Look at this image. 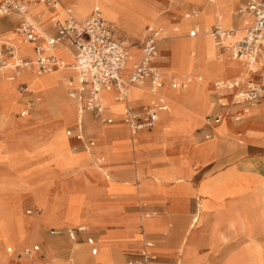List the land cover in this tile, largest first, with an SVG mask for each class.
<instances>
[{"label":"crops","instance_id":"crops-1","mask_svg":"<svg viewBox=\"0 0 264 264\" xmlns=\"http://www.w3.org/2000/svg\"><path fill=\"white\" fill-rule=\"evenodd\" d=\"M141 1L138 4L140 8L139 15L145 19L153 16L155 9L158 10L160 6L163 8V16L167 21H170V16L178 15L185 8L189 10L195 9L197 12H199V9L201 10V6L186 5L182 0L171 2L169 0ZM205 1L207 3L212 2V0ZM245 1H236L234 3V5L237 4L234 13L232 11L233 14L223 16L230 18L232 15V19L233 21L236 20V23L240 16L248 18L246 14L238 15L236 13L238 6ZM33 11H36L34 12L35 17L46 28L45 33H53L54 29L47 21V17L53 10L40 6L33 9ZM46 13H49V15ZM84 13L76 16L79 19H84ZM11 19H14V21ZM0 20L3 21L0 22L1 28H5L10 24H16L19 21V16L10 14L0 17ZM44 21H47V23ZM189 22L188 30L193 23L198 25V21L194 18L193 20L190 18ZM233 25L235 26L236 24L233 23ZM145 27H143V34H141L140 40L144 35ZM114 30L117 34L118 31ZM11 34L12 31L10 30L1 29L0 31V36L4 40L9 38ZM137 50L139 51V49L135 48L132 52ZM165 51L167 54L163 57L164 60H155V65L158 69L172 66L170 61L173 49L171 52ZM25 54L29 55V51L26 50ZM193 54L191 53V55ZM136 55L137 57L132 54V59L136 57L134 61L138 59V53ZM261 55H264V53ZM259 57L249 67H246L241 60H236L240 63L241 70H243L242 75H239L240 70L215 72V75L224 77L216 81H229L238 77V79L248 78L256 84L264 83V63L255 68V63ZM128 70L125 69L126 72ZM159 73L160 80L156 88V94L164 98L167 109L158 113L156 125L154 124L149 129H141L136 132L142 130L151 131L154 126L155 129L158 128L159 130L162 124L160 117L168 111V102L160 92L163 81L161 79L162 73L160 71ZM25 74L34 77L31 73L24 72L21 74L20 80L27 84L28 89L39 92L40 89L38 87L29 88L27 81L22 78ZM61 75L63 76V74ZM71 75L72 72L67 74L70 85L64 83L65 87L71 86L68 90L77 88V80ZM4 77H6V73H4ZM55 78H57L56 75L53 76V79ZM173 79H169L168 86L171 89H179L177 88L178 86H172V83H175ZM214 82L211 84L212 94L207 89L209 83L207 82L202 87L203 93L199 95V98L191 106L185 104V107H188L186 112L193 116L189 132L166 135L165 147L167 145L170 146V150L166 154L167 159L156 162L149 160L148 156L149 152L154 149L150 147L152 141L155 140L157 142L159 140L157 136L152 141L144 138L139 139L136 144L133 142L136 132H126V127L121 122L124 106L126 107L125 109L137 110L147 104L149 99L153 97L146 87L144 98L142 100H133L135 103L132 105L127 104L128 98L126 102L117 103L112 99L114 102L113 106L110 104V106L105 105L107 112L102 105L104 115L111 119V123L100 124L107 125L106 127L118 124L122 127L118 125L111 127L110 131L113 133L106 136L93 135L94 138H88L86 141L88 148L94 147L95 143H97L98 150L93 152L92 156H84L83 154L85 150L82 137L83 124L82 126L79 124L74 126V130L81 135V139H76V134L70 136V130H66L69 131V134L67 135L65 131V135L69 138H66L65 143L64 139L58 134V130L74 123L73 120L65 122L62 119L50 116L46 111L42 113L37 111L38 118L35 117V114L33 117L23 120L26 111L32 110L28 107H26V111H22L24 115L21 116L20 112L8 119L7 115L4 116L2 114V106L0 104V147H3L0 154L15 153L14 158L23 162L20 168H27L31 164L42 160L30 154L33 146L41 137H50L57 151L69 148L71 152L78 155L74 160V165L71 166V170H75L72 175H65L64 171L57 170L50 165L46 174L50 173L49 175H52L56 173L57 179H53V181L48 179L50 181L49 185L36 184L35 186V182L38 183L40 181L39 177L33 175V172H29L18 177L24 186L23 189L0 193V205L4 206L11 200L17 205L16 209L12 211L13 215L17 217L15 219L16 222L11 219L9 226L4 230L5 236H0V264H33V262L34 264H39L44 261V258H58L63 262L60 258H68L69 256L74 258V254H79V256L85 258H102V262L103 259L105 260L102 264H127L126 258L136 256L146 242L151 244L150 251L154 256V259L149 264H175L179 257L176 243L186 229L183 227V221H185L187 216H190L188 224L191 223L198 226L193 229L187 241L194 252L191 254L190 251V254L184 258H194L197 264H227V258H248L245 254V246L248 245L247 241L250 239L261 249L259 254L264 255V226L259 217V204L252 197L253 193H258L264 197V102L261 103L264 97L253 104L247 105L246 108L253 109L257 106H260V108L256 113L244 117V113L240 112L243 106L233 103L235 90H216L213 87ZM6 83L15 87L14 83ZM0 89L2 90V87ZM16 90L21 96L27 95L25 84L22 82L17 83ZM170 92L173 93L174 98L177 97V90H170ZM111 94L113 97L114 92H111ZM181 95L184 97L186 91H183ZM104 96H106V102L109 103L110 97L105 94ZM11 97V94L7 91L0 93V99L5 101L9 102ZM13 100L15 103H21L20 98H14ZM27 100L26 104H30L31 99L27 98ZM183 101L186 102L187 99L184 98ZM118 104L123 105L121 109L119 108L120 118H114L109 113L117 111ZM79 113L81 118L82 114L81 112ZM83 113L85 121L87 123L90 122L87 120V115L90 116V113L84 110ZM237 113H239L240 118L239 120H234V116ZM221 120L224 122L222 128L219 131L215 130L214 127ZM83 128L87 131L85 125ZM165 128L164 130L166 131ZM168 128L170 130V127ZM105 130L107 129H100L98 132L99 134H104ZM248 132H251V134ZM210 139H214V141L210 148H206L204 154L206 161L203 162L201 156L196 152V146ZM89 141L93 143L91 146L88 144ZM162 145V143H159L154 146L158 150L162 148ZM96 158H100L98 164L113 175L118 183L127 182L130 185L125 188H116L115 192L111 194L106 192L105 183L107 181H103L99 176L100 173L97 174L93 169V163ZM6 162V159L0 161L1 169L6 168ZM159 167H168L165 171L166 175H172L181 181H185L187 185L173 187L170 181H163L164 179L159 177L160 181H162L157 184L153 181L151 173ZM229 174H236L234 178L237 179L240 177L244 178L245 181L249 182V188L223 194L220 198L197 196L194 192L195 184L199 179L209 177L213 182L215 180L222 182L230 177L228 176ZM102 177L104 178V176ZM105 178L108 179V177ZM237 179H232L229 184L237 186L239 182ZM212 183H206V187L209 188ZM107 184V186H110L109 182ZM39 191L45 196V200L42 202L46 209L44 216H41L44 208L38 209L34 203V195ZM26 198L29 200L28 203L23 202ZM202 198L207 201V209L204 216L206 217L205 222L201 223L197 219L196 207L198 200ZM63 205L67 207L66 212ZM94 205L97 207H108L110 212L108 215L109 219L100 220L98 224L99 219L96 218L98 214L94 213V211L91 212ZM24 207H31L35 210L33 213L30 210H26L25 214L28 216H25L22 214V208ZM74 212L77 214L78 219L89 222L88 228L71 223L68 218L66 219L67 216L75 219L71 217ZM144 212H146L144 216H149L147 213H151L154 216H158V218L151 222L144 221L142 220ZM12 213H7L6 215L13 216ZM38 215L39 218H29V216ZM171 221H174V226L173 224L171 226ZM197 222L199 223L197 224ZM79 227L82 228L81 231H77ZM169 232H171V235ZM87 239H91V245L87 244ZM97 241H100V245L97 244ZM32 242L35 243L29 245ZM156 242L158 244L155 249ZM6 243H12L14 256L9 248H5V252L9 254L3 252ZM71 244L81 247L82 250L74 251L76 247L74 248ZM32 246H37L38 249L36 251L31 250L29 255L24 256L22 251L26 248L31 249ZM79 247L76 249H79ZM92 247L95 248V254L90 253ZM98 247L99 254L94 257L97 254ZM23 257L30 258V260L27 262L18 261L19 258ZM158 260L164 263H160Z\"/></svg>","mask_w":264,"mask_h":264},{"label":"built area","instance_id":"built-area-1","mask_svg":"<svg viewBox=\"0 0 264 264\" xmlns=\"http://www.w3.org/2000/svg\"><path fill=\"white\" fill-rule=\"evenodd\" d=\"M23 1L0 0V17L10 14L19 16L14 32L24 41L32 44V62L25 57L17 58L12 63V69L33 67L36 74L54 71L59 67V61L49 50L55 45L62 44L72 51L73 66L79 85L77 89L68 90V95L81 101V109L89 112L92 119L102 124L111 123V119L104 115L98 94L100 90L114 92L113 100L121 101L125 99V89L130 86H143L153 97L137 110L125 109L121 122L131 133L149 129L156 123L158 113L167 109L164 98L156 94L160 80L159 69L155 65L161 32L159 28L145 27L144 35L137 45L138 59L126 72L123 65L127 57V46L117 36L114 28L97 13H90L80 23L70 18L58 21L54 15H50L48 23L54 31L45 33V36L41 37L38 36L33 21L23 17L26 11ZM25 3L41 4L48 10H54L56 0H25ZM236 13L246 14L249 18L240 39L231 45H224L223 41L232 34L233 30L225 29L217 22L209 28V35L218 53H225L232 60H241L246 67H249L260 54L264 53V0H246L238 6ZM196 15L195 9L185 13V17L194 19ZM197 32L198 25L193 23L186 35L195 37ZM12 58L13 48L6 43H0V70L6 67ZM172 86L177 87V84L172 83ZM213 87L216 90H235L233 103L243 106L240 109L242 113L245 112L247 105L264 97V83L256 84L248 78L216 81ZM20 115H24V112ZM239 118L240 115L237 113L234 120ZM66 134L68 135L69 131H66ZM75 138L81 139V135L76 134ZM88 144L91 146L93 143L89 141ZM81 230L82 228H77V231ZM86 242L92 244L91 239H87ZM149 248L151 244L144 243L138 254L127 258L126 263L148 264L154 259ZM37 249V246H32L31 249H24L22 254L27 256L31 250ZM90 253L95 254L94 247L90 249Z\"/></svg>","mask_w":264,"mask_h":264},{"label":"rangeland","instance_id":"rangeland-1","mask_svg":"<svg viewBox=\"0 0 264 264\" xmlns=\"http://www.w3.org/2000/svg\"><path fill=\"white\" fill-rule=\"evenodd\" d=\"M139 1L142 2L141 0H139ZM139 1H137V3H134L135 5H132V8L138 14H139V9H140L138 7V4H140ZM169 1L171 2V1H174V0H169ZM182 1L186 5L187 4H192V5H195V6H198V7L201 6L205 2V0H182ZM236 1H238V0H232V3L230 4V7H228L227 9L224 8L221 11L216 10L213 13V15H212L211 24L215 21V19H216V17L218 15L227 16V15H230L232 13V11L234 13L235 6L237 5V4L234 5V3ZM60 2H61V4L63 6H70V5H73L74 0H60ZM202 7H200V8H202ZM91 9L93 10L95 8H93V6H91L89 11H86L84 13V16H85L84 19L92 11ZM162 10H163V8L161 6L158 8V10L155 9L154 15L151 16V17H148L147 19H145V21L141 24L140 31H129V30L122 29L118 25V23L116 21L110 19L104 12H102L101 10H100L101 12L98 11V10H97V12H100L101 14H103V16L110 22V24L113 25L117 29L116 30V31H118L117 32V36L121 40H123V39L124 40H128L129 43L132 44V45H138V42L140 41V38L142 36L141 34H143L142 31H143V27L144 26H150V25H154L153 27L162 26L166 30L170 31L172 23H176L180 19V22H179V33H177L176 35H171L170 38H168L167 40L158 43V50H159L158 57H159L160 60H164L163 57L166 56L167 52L165 50L161 49L162 45L169 44V43H175V42H177L179 40L180 41H185V40H193V39H189L187 37V35H186L187 30H188V28L190 26V22H189L190 18L189 17H185V13L188 12L187 10H189L188 8L183 9L178 15L174 14V15L170 16L169 17L170 21H167L165 19V17L163 16L164 11H162ZM73 12H74V16L76 18H78L76 16V10L74 8H73ZM46 14L49 15V13H46ZM199 15H200V9H199ZM47 19H48V17H47ZM11 20L14 21V19H11ZM80 20H83V19H80ZM0 22H3V21L0 20ZM44 22L47 23V21H44ZM233 23L236 24V20H234ZM16 24L15 23L14 24H10V25H8L5 28H1V26H0V31H1V29L2 30L6 29V30L14 31V28L16 27ZM179 36H183V37L180 38ZM128 38H131V39H128ZM132 38H134V39H132ZM2 42H4V39L0 36V43H2ZM138 52H139L138 50L137 51H133L132 52L133 56L137 57L136 54ZM191 53H194V54L191 55ZM184 56H185V58L188 61L192 62V68H190V70H188L186 73H179V72H176V71L172 70L171 74H168L167 68H161L162 73H163L162 74L163 76L161 78L162 81H163V85H162V87L160 89V92L162 94H164L167 90L171 89L168 86L169 79L177 78V79L181 80V79H185V77H183V75L189 74L190 76L193 77L191 84H202V83L206 84L207 82H209L208 85H207V89H208L209 93L212 94V86H211L212 82H214L216 80H219V79H222L224 77H221V78L220 77L207 78L206 74L204 73V68H205L204 61L202 60V58L200 57V55L196 51H194L192 49H187L184 52ZM136 57H133L132 62L136 59ZM216 58L228 61V59L225 56H222V55L216 56ZM240 68H241V66H240ZM242 73H243V70L240 71L239 75H242ZM27 75L28 74H25L22 77L27 81L28 86H30L29 85V81H30L29 79L30 78L27 79L26 78ZM55 75L57 76L58 79L62 80V75L60 73L56 72ZM62 82H64V81H62ZM64 83H66V82H64ZM26 86H27V84H26ZM0 87H2V90L0 89V93H4V91H7V92H9L11 94L12 99H14V98H17V99L20 98L21 99V103H15L14 100H13L14 108H15L17 114L22 112L23 111L22 109H24L25 106L28 105V104H26V101H28L27 98L31 99L30 104L32 105V107H31L32 110L29 111L30 113L28 115H26L25 117H23V118H28V117L34 116L37 113V111H35L36 108H37V105H39L40 102H42L44 100L43 93L37 92V91L35 92V91H32L31 89H28L26 96H21V95H19L18 91L16 90V86L13 87V85L3 84L2 82H0ZM189 87H190V85L188 86V88ZM68 88H71V86L68 85V86L64 87V102L67 103L69 101H72L74 110H75V105L76 104H78V105L81 104V107H82V102H79V100H77L75 97L71 98L68 95ZM180 88L181 87H179V89H171V90H177V91L184 90V89H180ZM26 89H27V87H26ZM132 91H134V90H132ZM137 91L140 92V97H143V96H141V94L142 93L145 94V92H146L145 91V87H141ZM106 95L112 99L111 95H109V94H106ZM37 98H39L40 100L37 101ZM4 101H5L4 99H0L2 107L4 106ZM104 101H105L104 102L105 105L106 104L109 105V103L106 102L105 99H104ZM127 102H128L127 103L128 105H132V104L135 103L134 101L130 100L129 97H128ZM263 102H264V98L262 99L261 103H263ZM168 105L170 107L169 103H168ZM171 105L174 108H176L177 113H175V115L172 117L170 122L169 121L168 122H163L160 125L158 133H156L157 131L155 130V128H153L151 131L142 130V131L136 132L135 135L139 136V137L140 136L150 137L151 135H157V134H163V135H167L168 136V135H172L174 133H176V134L177 133L178 134L179 133H188L190 125H191L190 122H191L193 116L189 115L186 112V108L187 107H185L183 104H173L172 103ZM118 106H119L118 109H116L117 111H111L110 110L111 113L113 114L112 115L111 113H109L110 116H113L114 118H120L119 112H120V109L123 107V105L122 104H118ZM125 108L126 107L124 106V110H125ZM259 108H260V106L254 107L248 115L256 113L259 110ZM106 112H107V110H106ZM2 114L4 116L7 115L3 108H2ZM245 116H246V113H245L244 117ZM7 118L9 119L11 117L7 115ZM72 118H74V119H72ZM72 118L64 120V121L65 122H69V120L70 121L73 120L74 123H72V124H70V125H68L66 127H63L62 129L58 130V134L60 135V137H62V139H64L65 143H66V138L67 139L69 138V137H67V135H65V131L66 130H70V136H73V135L77 134V132L74 130V128H75L74 126L77 123L76 118H75V111H74V116ZM87 120L90 121V122L87 123L85 121V115L83 113V118H82V124H83V126H82V135L83 136L82 137H83V147L84 148L85 147L88 148L87 143H86L88 138H94L93 135L106 136L108 134H111L113 132L110 131V128L118 125V124H115V125L106 127L107 125H101L99 121L93 120L88 115H87ZM223 124H224V122H223V120H221V122L216 127H214V129L219 131L220 128H222ZM84 125L86 126L87 131L84 130V128H83ZM118 126L122 127L121 125H118ZM166 126L170 127L169 131H165L164 130V128ZM92 128H94L95 130L92 129ZM97 129L98 130L107 129V130L104 131V134H99ZM126 132H129V130L127 128H126ZM0 133H1V128H0ZM248 133L251 134V132H248ZM213 141H214V139H210L208 141L201 142V143L197 144V146H196V149H197L196 152H197V154H199L201 156L203 162L206 161V159H205L206 156L204 155L205 152H206V148L207 147L210 148L212 143H213ZM2 148L3 147L1 146L0 147V153H1V149ZM97 150H98L97 143H95V147L93 148V151L96 152ZM163 150H164V152L162 154L163 158L160 156L159 158H156L155 160H153L151 157L148 156L149 160H151L153 162H156V161H159V160L167 159V157H166L167 155L166 154H167V151L170 150V146L167 145ZM14 154L15 153H12V152H8L5 155L0 154V161H2V159H6V161H7L6 162V168L5 169H1L0 168V193L13 192V191H18L19 189H23L24 186H23V184L21 183V181L19 180L18 177H20L22 175H25L26 173H29V172H33L32 173L33 175H35L36 177H39L40 181L38 183L35 182V186H36V184H43L44 186L49 185L50 181H48V179H51L52 181H53V179H57L56 173H53L52 175H49L50 173L46 174V171L48 170L50 165H52L53 168H55L57 170L64 171L66 173L65 175H72V173H74L75 170H71L72 169L71 166L74 165V163H75L74 160L78 156L75 153L71 152V150L69 148H65V149H62L61 151H57L55 149V146L53 145L50 137H41L40 140H38L36 142V144L33 146V149H32V151L30 153L31 155L35 156L37 159H39V158L42 159L41 160L42 162L41 161H37V162L31 164L27 168H20V165L23 162H20V161L16 160L14 158ZM83 154H84V156H88L86 150H84ZM0 167H1V165H0ZM167 168L168 167H159V168L155 169L154 171H152L151 175L159 177V178H162V179H164L163 181H170L172 183L173 187H178L179 185H185L186 184L185 181H181L180 179H178L176 177H173L172 175H166L165 171H166ZM93 169L96 171V168H95L94 165H93ZM96 173L99 174L97 171H96ZM107 174H108V176H107L108 179L105 178V177L103 178L100 174H99V176L102 178L103 181L105 180V181H107V183L109 182L110 186H107L108 184L105 183L106 187H107L106 192H108L109 194L115 192L116 188H125V187H128L130 185L127 182L118 183L115 180V177L113 175H111L108 171H107ZM228 176H230V177L226 181H222V182L221 181L217 182V180H215L213 182V181H211V178L203 177V178L199 179L198 182L195 184L194 192L196 193L197 196L201 195L202 197L208 196V197H213V198H220V196L223 195V194L232 193V192H238L239 190H245V189L249 188L248 187V183L249 182L245 181L244 178H242V177H240L239 179L234 178L236 176V174H233V175L229 174ZM232 179H237L239 181L237 183V186H231L229 184ZM208 182H211V183L213 182L209 188L206 187V183H208ZM202 191H204V192L202 193ZM64 192L65 191L63 190V194H64ZM252 197H254V201H256L259 204V211H260L259 217H260L262 225L264 226V197L262 195L258 194V193H255V194L253 193ZM203 199L206 201L205 198H203ZM44 200H45V196H44V194L42 192L39 191V192H37L34 195V203L36 204L38 209L44 208V206L42 205V202ZM23 202L28 203L29 200L26 198ZM206 203H207V201H206ZM16 207H17V205L14 203L13 200H11V202L5 204L4 206L0 205V219H3L5 221V223L0 227V231H1L0 232L1 233L0 236H2V234H4L5 227L9 226V223H10L11 219H13V222H16L15 219H17V217H15L13 215V213H12V211L14 209H16ZM63 207H64V211L66 212L67 211V207L64 206V205H63ZM206 209H207V206L205 207V210ZM26 210H30L33 213L35 209H33L31 207L22 208V214L25 215V216H28V215L25 214ZM205 210H204V212H205ZM45 211H46V209L44 208V212L41 213V216L44 215ZM93 211H94V213L98 214L96 216V218L99 219L98 220V224H99L100 220L109 219L108 215L110 214V212H109V208L108 207H97L96 205H94V207L91 210V212H93ZM196 211H197V209H196ZM7 213H12L13 216L6 215ZM145 213L146 212H144L142 214V216L144 217V218H142V220H144V221H150L151 222V221H154V220H156L158 218V216H154L151 213H147V214L149 216H153V217L144 216ZM4 215H6V216H4ZM72 215L73 216H71V217H74L75 219H71L69 216H67L66 219L68 218V220L71 223L83 226L84 228H88L89 222H85V221H83L81 219H78L77 218V214L75 212ZM204 216H205V214L203 215V217L199 218L198 221L201 222V223L205 222L206 217H204ZM29 218H39V215L38 216H29ZM189 218H190V216H187L185 221H183V223H184L183 227H184V229L186 228L185 231L187 230V227H188L187 224L189 222ZM18 219H20V218H18ZM199 222H197V224ZM16 224H18V223H16ZM172 224L174 226V221H171V226H172ZM197 226L198 225H195L194 228H196ZM185 231L181 235L180 240L176 243L177 254H178L179 257L177 258L175 264H197V263H195L194 258H184V257H186V256H188L190 254V251H191V254L194 252V250L191 248V246L188 245V243H187L188 239H185V236H186ZM46 233H47V230H46ZM169 234L171 235V232H169ZM247 242H248V245L245 246V254L248 256V258H243L242 259L243 262L245 264H264V255L259 254L260 250L255 245V242L252 239H250ZM34 243L35 242H32L29 245L34 244ZM97 244L100 245V241H97ZM157 244H158V242H156V244H155V247H154L155 249L157 248ZM71 245L74 248L75 247L76 248L79 247V246H76L75 244H71ZM255 246H256L257 250L255 249ZM5 248H11V253L13 252V249H12L13 246L12 245L6 243V245L3 248V252L4 253H6L5 252ZM76 248L74 249V251H81L82 250L81 247H79V249H76ZM149 250H151V249L149 248ZM6 254H9V253H6ZM98 254H99V247H98L97 254L94 257H96ZM13 256H14V252H13ZM71 258H72V256H69L68 258H60L63 262H61L58 258H44V261L41 262L40 264H60V263H58V261L61 262L62 264H76V263L73 262V260ZM23 259H26L27 261L30 260V258H24V257H23ZM158 261L160 262V260H158ZM104 262H105V260L103 259V262H102V258H90L89 264H102ZM226 262H227V264H232V263H230L228 261V259H227ZM160 263H164V262H160Z\"/></svg>","mask_w":264,"mask_h":264},{"label":"bare ground","instance_id":"bare-ground-1","mask_svg":"<svg viewBox=\"0 0 264 264\" xmlns=\"http://www.w3.org/2000/svg\"><path fill=\"white\" fill-rule=\"evenodd\" d=\"M137 1H139V0H74L73 5L63 6L61 4L60 0H56V4L54 5V10L52 13H50V15H54L58 21H62L64 19L70 18V19L74 20L76 23H80L84 19L80 20V19L76 18L74 16L73 8L76 10V15L79 16V14L84 13L86 11H89L90 7L93 6V8H95V9L92 12L97 13L100 17H102L109 24H110V22L103 16V14L100 13L101 11L104 12L110 19L116 21L122 29L129 30V31H140L141 24L145 21V18L142 17L141 15H139L132 8V5H135L134 3H137ZM23 3H24V8L26 10L25 13L23 14V17L33 21L35 29L38 33V36L44 37L46 28L35 17L34 12H36V11H33V9L38 8L40 6H43V5H41V4H28V3H25V0L23 1ZM230 4H231V0H212L211 3L210 2L207 3L205 1L201 5V7L202 6L203 7L200 10V15H199V12H197V15L195 18L198 21L197 35L195 37H188V38L193 39V40H185V41L179 40L175 43H169V44L162 45V49H164V50L171 52V50L173 49L171 61H170L172 63V66L170 68H167L168 74H171L172 70L179 72V73H186L188 70H190V68H192V62L188 61L184 56V52L187 49H192L200 55V57L202 58V60L204 61V64H205L204 73L206 74L207 78L220 77V76L215 75L214 74L215 72L219 73V72H223V71H227V70H229L230 72L235 71V70L241 71L240 64L236 60L229 59V58H227V56L225 54L217 52L216 48L213 46V43H212L210 35H209V27H210V24L212 22L213 13L216 10L221 11L224 8L227 9L228 7H230ZM97 10L100 12H97ZM191 19L193 20V18H191ZM47 21H48V19H47ZM179 22H180V19L176 23H172V27H171L170 31L166 30L162 26H156L161 31L159 43L167 40L168 38H170L171 35H176L177 33H179ZM215 22H217L221 27H223L225 29H232L233 30L232 34H230L223 41V44L228 46V45H231L233 42H235L241 38V36L243 35L244 28L247 25V23L249 22V20L246 16H240L237 20L236 25L234 26L232 15L230 18H227L223 15H220L217 17ZM150 26L153 27L154 25H150ZM111 27L116 29L113 25H111ZM179 37L182 38L183 36H179ZM122 41H123L124 45L127 46V57H126V60L124 62V65H123V67L127 70L135 62V61L132 62V51L131 50L135 49V48L138 49V46L137 45H131L128 40L123 39ZM3 43H6L13 48V58L9 60V63L6 67H4L0 70V82H2L3 84H7L6 82L14 83L15 86L17 85V83L22 82L25 84V90L27 92L28 87L26 86L25 82L20 80V76L24 72L31 73L34 77H32L30 75L26 76L27 79L30 78L29 79L30 80L29 81V85H30L29 88L34 89V88L38 87L40 89L39 92L43 93V95H44V100L42 102H40L39 105H37V108L35 111H39L40 113L46 111L50 116L57 118V119H62L63 121L72 118L74 116V111H75V118L77 121L76 124H79L80 126H82L83 110L81 109V104H79V105L76 104L75 110H74L72 101H69L67 103L64 102V87H65L64 82H66L70 85L69 76H67V74L72 72V76L74 78H76V72H75L74 66H73V58H72L73 54H72L71 49L67 46L62 45V44L53 46L49 51L58 59L59 67L56 70L48 72V73L36 74L34 72L33 67H28V68L20 69V70H16V69L11 68L12 63L17 58H20V57L28 58L32 62V54L30 52V49L32 46L31 43L24 41L14 31H12L11 36L9 38H7L6 40H4ZM26 50L29 51V55L25 54ZM219 54L222 56H225L229 60L226 61L223 59L216 58V56H220ZM259 56H258L259 57L258 61L255 64V68H258L259 66L263 65V63H264V55L260 54ZM156 59L160 60L158 55H157ZM159 71L162 73L161 68L159 69ZM240 71H239V73H240ZM56 72L63 74L62 80L64 82H62V80H60L58 78L53 79V76L55 75ZM4 73H6V77H4ZM183 77H185L187 79L186 80H178V79L174 78L173 80L177 84V86H178L177 88L181 87L180 89L186 88L190 84V87L189 88L187 87L188 89L186 88L182 91H177L176 92L177 97H175V98L173 96V93L170 92L171 89L167 90L163 94V96L165 97L167 102L170 104V107L168 105V111L164 115L161 116L160 121L162 123L168 122V121L170 122V120L175 115V113H177L176 108H174L171 105L172 103L173 104H183L184 106L186 104L187 106H191V104L197 98H199V95H201L203 93L202 87L205 84H203V83L202 84H191L193 77L190 76L189 74L183 75ZM161 78H162V75H161ZM5 80H6V82H5ZM26 87H27V89H26ZM78 87H79V85L77 83V88ZM141 87H143V86H140V87L130 86V87H128L127 89H125V100L124 101H115V102H126V100L128 98V93L132 89H136V90H134L130 93V95H129L130 100H132V101L133 100H142L144 98L145 94L142 93L141 96H143V97H140V92L137 91ZM192 90H193V94L191 95ZM183 91H186V95L184 97L181 95ZM98 94L100 97L101 104L105 107L104 99H106V96H104V94L105 95L109 94L112 97L111 92L106 91V90H100ZM184 98L187 99L186 102L183 101ZM112 99L110 98V101H109V104L111 106H113V104H114ZM39 100L40 99L37 98V101H39ZM0 104H1V102H0ZM26 107H28L30 109L32 107V105L28 104L22 110L26 111ZM2 108L5 110L6 114L10 117L17 114V112L14 108L12 97H11L9 102L4 101V106ZM105 110H106V107H105ZM251 110H252V108H245L244 114L246 113V115H248L251 112ZM124 111H122V114ZM79 112H81V114H82L81 118H80ZM29 113H30L29 111H26V115H28ZM244 114H243V116H244ZM35 117L38 118L37 114ZM28 118H30V117H28ZM28 118H23V120H27ZM72 119H74V118H72ZM165 129H166V131H169L168 127ZM155 130L157 131L156 133L159 132L158 128H156ZM156 136H157V139H159L157 142L155 140H153V138H156ZM165 136L166 135H163V134L151 135L150 137H147V136H140L139 137V136L135 135L133 142L137 144V142H139V139H142V138H144L145 140H148V141L153 140L152 144H150V147H153L154 149L149 152V157H151L153 160H155L156 158H159L160 156L163 158L162 154L164 152L163 149L165 148V143H166ZM159 143H162L163 145H162V148H159L157 150L156 146H154V145L159 144ZM94 147H92V148H86L85 147L86 148L85 150H86L88 156H92V153L94 152L93 151ZM99 159L100 158H96L94 160V163H93L95 168H96V171L98 173H100L102 176L107 177L106 169L98 164ZM152 178H153V181L156 182L157 184H160L162 181V180L160 181V179L158 177H155V176H152ZM203 192L204 191H202V193ZM206 206H207L206 201L203 198L201 200H198L197 211H196L198 220H199V218L203 217V215L205 214L204 210H205ZM4 223H5V221L3 219H0V227ZM192 223H193V221H192ZM194 227H195L194 224H191V223L188 224L187 230L185 231V234H186L185 239H189L190 235L193 232ZM2 236H5V235L2 234ZM8 244L12 245V243H8ZM9 249L11 250V248H9ZM259 250H261V249L259 248ZM73 256H74V258H71V259L73 260L74 263H76V264H89L90 258H85V257L79 256V254H74ZM227 259L232 264H245L242 260L243 258H227ZM18 261H22V262L26 261L27 262V260L23 259V258H19ZM58 263L62 264L59 261H58ZM33 264H34V262H33Z\"/></svg>","mask_w":264,"mask_h":264}]
</instances>
